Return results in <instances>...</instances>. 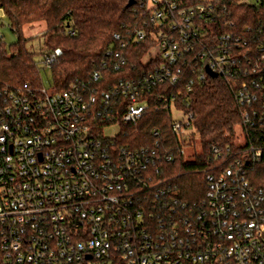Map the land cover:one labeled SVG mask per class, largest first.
Listing matches in <instances>:
<instances>
[{
  "label": "built area",
  "instance_id": "2783aa9c",
  "mask_svg": "<svg viewBox=\"0 0 264 264\" xmlns=\"http://www.w3.org/2000/svg\"><path fill=\"white\" fill-rule=\"evenodd\" d=\"M133 1L144 25L114 33L103 66L124 71L131 44L147 39L145 67L113 82L95 69L52 92L0 83V264H264V189L249 178L261 147L212 145L205 191L189 202L158 140L129 147L104 134L157 101L184 154L199 138L188 93L212 77L207 67L230 83L246 129L264 127V0ZM241 3L260 14L240 28ZM60 53H43V64Z\"/></svg>",
  "mask_w": 264,
  "mask_h": 264
},
{
  "label": "trees",
  "instance_id": "16d2710c",
  "mask_svg": "<svg viewBox=\"0 0 264 264\" xmlns=\"http://www.w3.org/2000/svg\"><path fill=\"white\" fill-rule=\"evenodd\" d=\"M129 2L130 0H2L11 28L19 35V42L17 53H0V83L12 87L26 82L43 85L34 54L26 48L28 39L23 33L25 27H33L36 23H44L46 26L42 53L61 50L52 65L56 90L67 88L78 79L89 78L95 69H101L105 77L113 82L125 74L126 69L130 70L133 64L145 67L140 59L148 50L150 40L147 39L131 44L129 63L124 71L117 72L114 67L103 66L104 61L110 59L107 53L113 44L114 33L124 35L128 29L134 30L144 25L141 14L134 13L133 5ZM254 7L257 5H237L240 28L260 14ZM192 76L187 66L177 89L184 91V83ZM188 97L191 102L188 110L194 112L193 125L201 143V151L195 152L194 158L187 160L185 153H180L182 144L179 135L172 130V114L168 110L159 109L157 101L149 106L137 123L125 126L117 142L120 145L139 147L153 145L158 140L161 153L175 155V160L165 165L167 174L177 184V195L193 202L205 191L204 170L212 163V145L238 148L233 137L236 130L242 128L245 145H249L251 141L263 149L262 159L253 165L249 178L256 187L264 189V127L259 125L249 131L246 129L241 114L242 107L230 83L221 76L208 77L203 82H196ZM155 129L159 132L157 136L154 135Z\"/></svg>",
  "mask_w": 264,
  "mask_h": 264
},
{
  "label": "rangeland",
  "instance_id": "374dc122",
  "mask_svg": "<svg viewBox=\"0 0 264 264\" xmlns=\"http://www.w3.org/2000/svg\"><path fill=\"white\" fill-rule=\"evenodd\" d=\"M46 26L44 23H36L33 27L24 28V37L28 40L26 41V48L34 54V60L37 63V68L39 69V77L43 81L44 86L52 92L55 86V78L52 66H46L43 64V42L45 38ZM0 53L6 55H12L18 51L19 35L11 28L10 19L6 12L2 9L0 10ZM158 53V49H155L151 54L147 56L145 62H147L153 55ZM174 118H178L176 111L173 113ZM124 128L118 124H111L104 127V134L106 137H113L116 135H121ZM233 141L244 146L246 144L245 136L242 128L236 130L233 137ZM185 151L186 159L194 158L195 152L201 151V143L199 138H193V141H188L183 146Z\"/></svg>",
  "mask_w": 264,
  "mask_h": 264
},
{
  "label": "water",
  "instance_id": "95a60500",
  "mask_svg": "<svg viewBox=\"0 0 264 264\" xmlns=\"http://www.w3.org/2000/svg\"><path fill=\"white\" fill-rule=\"evenodd\" d=\"M133 2H134L133 0H130L129 4H133ZM207 71L212 77H216L217 76V74L214 73L209 67H207Z\"/></svg>",
  "mask_w": 264,
  "mask_h": 264
}]
</instances>
